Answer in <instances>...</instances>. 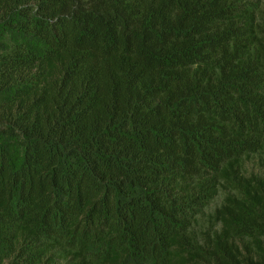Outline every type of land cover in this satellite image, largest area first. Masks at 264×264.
Here are the masks:
<instances>
[{
  "label": "trees",
  "instance_id": "trees-1",
  "mask_svg": "<svg viewBox=\"0 0 264 264\" xmlns=\"http://www.w3.org/2000/svg\"><path fill=\"white\" fill-rule=\"evenodd\" d=\"M0 264H264V0H0Z\"/></svg>",
  "mask_w": 264,
  "mask_h": 264
}]
</instances>
